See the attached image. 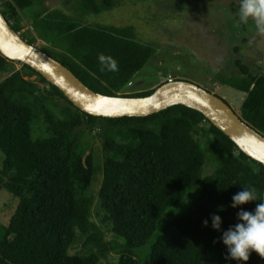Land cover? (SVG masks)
<instances>
[{"label":"trees","instance_id":"1","mask_svg":"<svg viewBox=\"0 0 264 264\" xmlns=\"http://www.w3.org/2000/svg\"><path fill=\"white\" fill-rule=\"evenodd\" d=\"M77 1L81 13L102 14L122 0ZM37 2L0 0V9L16 32L22 29V15L32 16L39 37L52 45L41 49L87 87L125 97L155 90L127 93L155 52L132 26L91 24L58 12L44 15ZM22 37L35 45L36 37ZM112 60L118 71L108 70ZM12 62L0 55V72ZM15 63L20 70L0 81V189L18 200L0 228V264H102L110 253L117 254V264H140L139 250L153 235L144 264H264L255 251L246 262L226 261V247L213 243L221 233L212 229L210 216L220 215L225 230L235 224L239 208L230 206L231 198L242 185L252 186L264 200V166L199 111L174 105L145 117L92 116L31 67ZM235 66L239 73L223 82L243 92L238 114L264 135V73L251 72L241 59ZM31 75L36 82L27 78ZM34 102L44 117L43 137H33ZM83 124L106 126L104 135L99 133L103 176L98 200L100 223L111 226L110 237L92 215L94 198L88 190L98 166L93 151L86 153L88 146L78 142L77 129ZM208 162L214 170L205 176ZM197 182L191 191L195 197L186 206L184 199ZM258 203L240 207L253 211ZM78 240L80 251L71 254Z\"/></svg>","mask_w":264,"mask_h":264},{"label":"rangeland","instance_id":"2","mask_svg":"<svg viewBox=\"0 0 264 264\" xmlns=\"http://www.w3.org/2000/svg\"><path fill=\"white\" fill-rule=\"evenodd\" d=\"M35 6L44 15L58 12L64 16L78 17L91 24L110 25L116 27L132 26L134 34L144 44L155 51L148 66L134 78L135 82L127 93L152 90L167 80H188L227 101L239 113V106L244 98L243 92L230 88L223 78L232 73H239L235 60L241 59L253 73H264V33L256 29L254 19L246 24L238 20L240 0H122L112 10L102 14L81 13L77 0H37ZM21 36L36 37L35 45L49 47L52 45L41 39L33 27L32 16L22 15ZM13 23V21L11 22ZM21 64L12 62L6 72H0V81L20 70ZM149 77L147 79H144ZM36 82L35 75L27 76ZM170 78V79H169ZM42 90L48 85L41 84ZM47 92V91H45ZM126 93V94H127ZM33 101L32 98H30ZM33 137L46 135L42 111L37 103H33ZM106 126L90 127L83 124L77 129L78 142L88 146L87 152L93 151L95 164L98 166L92 184L88 190L94 198L92 215L95 222L101 225L108 237L111 236L110 225H103L100 219L103 212L98 200L102 181L103 139ZM204 142V138H200ZM207 154L208 149H206ZM3 154L0 152V168ZM214 170V163L208 162L203 174L209 175ZM197 182L190 187L184 203L186 206L195 197ZM18 200L6 189H0V228L7 225ZM167 223L163 221L161 225ZM159 225L156 233L160 231ZM149 240L139 250L137 257L144 264L149 251ZM81 240L75 242L70 252L80 251ZM117 254L110 253L102 264H117Z\"/></svg>","mask_w":264,"mask_h":264},{"label":"water","instance_id":"3","mask_svg":"<svg viewBox=\"0 0 264 264\" xmlns=\"http://www.w3.org/2000/svg\"><path fill=\"white\" fill-rule=\"evenodd\" d=\"M0 55L20 62L56 86L79 110L97 117H145L174 105L199 111L249 158L264 166V135L228 102L188 80L168 81L144 97L109 96L87 87L68 67L16 32L0 9Z\"/></svg>","mask_w":264,"mask_h":264},{"label":"clouds","instance_id":"4","mask_svg":"<svg viewBox=\"0 0 264 264\" xmlns=\"http://www.w3.org/2000/svg\"><path fill=\"white\" fill-rule=\"evenodd\" d=\"M254 19L256 29L264 33V0H240L238 10V20L246 24L249 19ZM102 63L105 62L103 56L100 57ZM109 71H118V65L112 60L108 66ZM170 79V78H169ZM174 81V79L167 80ZM243 190L234 194L231 198V207L239 211L236 213L237 222L230 225L226 230L222 229L223 220L220 215L210 216L211 227L220 232L221 235L213 243L222 242L226 247V261H243L249 259L251 252H257L264 257V200L260 199L255 190L250 185H242ZM259 200L253 211L240 207L248 202ZM203 225L207 227L209 220H204Z\"/></svg>","mask_w":264,"mask_h":264},{"label":"built area","instance_id":"5","mask_svg":"<svg viewBox=\"0 0 264 264\" xmlns=\"http://www.w3.org/2000/svg\"><path fill=\"white\" fill-rule=\"evenodd\" d=\"M171 80V79H170Z\"/></svg>","mask_w":264,"mask_h":264}]
</instances>
